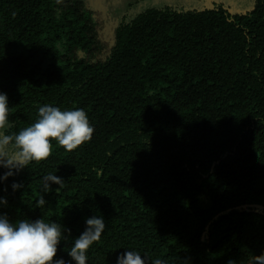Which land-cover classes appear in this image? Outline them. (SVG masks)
<instances>
[{"label": "trees", "instance_id": "trees-1", "mask_svg": "<svg viewBox=\"0 0 264 264\" xmlns=\"http://www.w3.org/2000/svg\"><path fill=\"white\" fill-rule=\"evenodd\" d=\"M140 1L105 39L86 0H0L10 120L28 126L52 104L84 109L94 127L90 141L70 152L52 141L46 160L8 178L24 188L0 192V211L70 229L54 259L102 215L86 264L133 248L148 264H244L264 252V0L243 13L164 4L128 14ZM48 172L64 187L38 207Z\"/></svg>", "mask_w": 264, "mask_h": 264}, {"label": "clouds", "instance_id": "clouds-1", "mask_svg": "<svg viewBox=\"0 0 264 264\" xmlns=\"http://www.w3.org/2000/svg\"><path fill=\"white\" fill-rule=\"evenodd\" d=\"M10 111L8 96L0 91V170H3L0 171V185H4L0 192L6 193L9 188L12 192L23 189L21 181L13 179L10 184L5 181L32 163L46 160L53 150L52 141L70 152L90 141L94 131L82 108L62 110L52 104H43L37 108L34 122L21 128L10 120ZM64 183V179L53 172L43 175L35 201L37 206H45L48 203L45 196L50 192L58 194ZM7 206V196L0 195V209ZM84 223V230L71 239L66 252L68 259H54L58 245L68 239L70 229L44 218L10 220L5 212L0 211V264H86L90 247L101 239L105 221L102 215H92ZM114 264H148V258L133 248L118 252ZM151 264L166 262L155 258ZM226 264L238 262L229 257ZM244 264H264V252L248 256Z\"/></svg>", "mask_w": 264, "mask_h": 264}, {"label": "rangeland", "instance_id": "rangeland-1", "mask_svg": "<svg viewBox=\"0 0 264 264\" xmlns=\"http://www.w3.org/2000/svg\"><path fill=\"white\" fill-rule=\"evenodd\" d=\"M88 1V2H87ZM133 0H86L88 5L98 13L101 19L100 35L109 39L112 25L116 23L117 15L126 10V4ZM251 0H141L133 9L127 11L128 14H136L151 6H161L164 4L184 7L204 8L214 4H221L230 12L243 13L247 10Z\"/></svg>", "mask_w": 264, "mask_h": 264}]
</instances>
